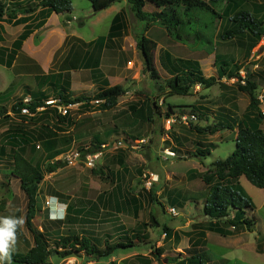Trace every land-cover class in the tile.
I'll return each mask as SVG.
<instances>
[{
	"label": "rangeland",
	"instance_id": "rangeland-1",
	"mask_svg": "<svg viewBox=\"0 0 264 264\" xmlns=\"http://www.w3.org/2000/svg\"><path fill=\"white\" fill-rule=\"evenodd\" d=\"M4 1L6 4H9L7 7V11H9L14 8V6H12L14 2H19L20 0ZM28 1L29 3H34V0ZM241 1L246 4L249 10L253 9L256 12L255 5H258L261 7V14H264V0ZM79 2L90 5L87 0H73L75 13H78L77 3ZM226 4L227 2L222 0L221 4L216 8L217 11L221 12L226 7ZM145 11L151 12L158 10H155L151 5H147ZM181 11L182 10H180V12ZM108 13L109 12H100L99 15L92 18L94 20L92 22V27L97 28L95 29L96 36L103 35L106 33L107 28L110 27V14L112 12ZM125 16H127L126 31L128 33L126 34L125 39L133 45L135 38L139 36L140 33L145 32L143 31L145 24L138 22L130 11H127V15ZM194 16L202 19L201 22H208L211 20L212 14H207L205 12L197 14L194 12ZM79 20L84 22L83 18H79ZM225 22L226 18H215L212 23V28L210 27L208 31H203V42L198 43V45H194V42L190 37H184L183 42H175L172 38L167 36L164 28L157 25L151 26L147 30V33L145 32V35L158 43L153 58L154 65L157 67L161 78V84L164 83L165 79H169L165 76L163 70L172 68L174 65L172 64L169 67H166V69L163 65L160 66L159 55L164 53V50H167L171 55H178L185 61L191 60L196 62L204 77L213 76L216 79L217 74L214 66V54L226 55L228 59H233V65H238L240 67L237 76L234 78L228 79L227 77H223L217 79L216 84L210 88L195 86L192 93L188 96L167 95L164 94L166 90L160 92L157 89L155 81L150 79L148 75H144V72L142 71L143 65L139 58L138 50H134L136 61L135 59H132L133 62L127 64L129 67L135 68L133 79H135L137 84L133 83L130 78H127L122 85L132 87L135 90H141L136 96L144 95V98H142L147 104L149 100L154 101L159 110H156L153 114L152 121L147 122L150 127V133L149 131L146 134L143 133L145 130L137 127L141 126L140 121H138L134 128L124 126L122 123L121 129L118 128V130L112 135L113 140H115L119 139L118 137L120 135L128 136L132 130L133 132L140 130L134 136L129 135V137L133 140H139L142 138L147 140L146 144L136 151L140 157L128 161V166H132V168L135 164L143 165L141 171L133 172L131 178L128 177L129 173L125 175L128 184L127 193L134 196L137 195L142 204L136 219L130 215L126 216V220L123 221L122 218H124V215L121 214L120 223L123 228H126V233L123 232L121 234V239H119V241L125 242V236H129L133 239L136 234L140 235V240L147 239L148 237L150 242H155L153 247L148 246V248L145 249L146 252H144V254H151L153 257L152 249L160 248L162 252L159 261L161 260L160 262L162 264H167V259L178 258L179 254L181 258L188 257V253L193 251L203 252V259L207 258V262H205L206 264H264V189H258L252 186L243 177L238 179L243 194L249 198L253 204V210H246L245 216L248 219L253 218L255 228L252 232H248L243 227L237 234L232 233L231 235L224 237L216 232L210 231V228L216 221L210 220L202 213V207L206 198V192H204L205 184L199 179L194 180L188 178L190 175L198 176L207 173V170L212 163L217 160H223L230 155L235 148L236 130L231 131L225 129L214 135H209L207 132L199 134L196 133L193 128L191 130H189V128H183L184 126L180 124L181 117L190 113L197 114L198 120L193 127L199 128L223 123V121L231 123L233 121L241 120L243 115L248 112L247 108L249 105V98L245 94L240 93L237 89L239 84L243 85L241 83L242 77L244 83L246 80H249L257 85V90L255 92L257 99L264 97V37L258 42L256 47L247 53V39L244 36L235 37L228 41L220 39V34L226 26ZM195 26L198 27V25H193L192 30ZM200 28L204 29L205 26ZM107 37L108 36L101 38L106 39ZM126 40H124V42L127 44ZM135 52L137 54H135ZM123 54L125 55L124 57H121L122 64L124 63V59H131V57H133L132 53H128L127 57V52L123 51ZM172 58L174 59V57ZM130 89L128 88V90ZM89 101H93V103ZM89 101L81 102L85 104V106L81 108L80 106L82 104L80 103L69 107L67 113L69 114L70 112L72 114L71 117L73 118V125H70L72 129L71 134H75L76 130L79 128L86 130L88 125L91 124L90 122L93 123V119L100 116L97 113L93 117L94 108H100V102L96 103V100ZM126 101L129 102L131 100L127 99ZM131 103L138 107L142 102L136 99ZM169 106L172 107L173 114L167 118L166 113ZM259 108L258 104L255 112L253 111L252 114L260 113ZM6 110L7 117L0 119V146L3 145L1 136L7 132L17 133L18 127H21L24 132L29 135V139L28 142L24 144L19 142L18 135H16V143L10 144V147L13 148V150L9 154L6 150L9 147L5 144V157H3V161L0 162V201L4 200L5 203L0 202V218L11 217L19 219L22 217L24 220L26 198L19 188V180L10 174L12 157L14 151H17L20 147L23 150L24 159L33 164L40 165L42 170L48 162L53 161L52 159H46L38 162V164L31 161L33 156L39 157L41 152L43 154V150L41 148L38 150L36 148L37 145L30 141L32 140L30 137L32 135L31 130L35 123L33 120L36 119L37 121H41L42 123L39 124L47 122L49 120L47 115L54 114L56 108L53 104H50L47 106L45 105V107L35 113H30L28 111L23 112V109L18 113H13L8 108ZM9 111L11 113H8ZM40 112H42L41 115L39 114ZM67 113L66 115H68ZM150 114L152 115V112H150ZM173 119H175L174 122H172ZM88 120L90 121L88 122ZM167 120H171V123L166 124ZM78 121H81L82 123L76 126ZM142 126L144 127L145 125ZM181 127L183 129H180ZM260 128L264 131V118L260 121ZM2 129L5 130L2 132ZM56 131L61 132L58 126ZM124 136L122 138L125 139ZM166 137H168V139ZM67 140L72 144L70 148L73 146L78 149L82 147L89 149L91 147V142H93V139H90L91 141L85 140L84 143L77 140ZM115 143L116 141L112 142L111 140L109 143L103 145L97 144L98 150H102V156L105 154V159H109L114 150L123 149H115L113 147ZM34 146L36 150L34 149ZM101 146L104 149H102ZM1 148L3 149V147ZM30 149L36 152L31 154ZM197 149H208L209 153L205 156H200L197 154ZM108 151H112V153ZM136 152L133 151L134 154H136ZM101 163L102 158L96 162V167L93 170L99 169L98 167ZM77 164L79 165V162ZM77 164L66 165L67 169L64 171L61 170L49 174L45 173L38 186L36 202L37 212L33 220V225L38 231L44 233L50 250L56 249V243L61 238L71 235L72 232L77 234L76 236L78 237L88 239L99 249L104 247V239L102 238V235L109 228L106 224L103 222H96L95 224H71L70 218L72 216H77L73 213V209L75 206L76 209H79L80 204L83 205L85 209V216L81 215V218H90L88 216L89 213L87 212L89 211V205L86 202L96 201L99 189H104L108 187V184H112L116 177V173L114 168H110L109 175L112 179L103 180L99 175L92 174L90 172L91 169L83 167V164L82 167L77 168ZM102 169L107 173L104 167ZM172 185L176 186L173 187V189H178L181 194H186V199L184 201L178 200L180 195L174 196L176 199L174 205L171 201H168V194L173 190L171 188ZM150 191L154 196L153 201L151 199H144ZM55 195H60L66 201L71 202L72 210L70 214H67L65 220L63 219L64 216L59 217L61 215L59 212L61 202L57 201L58 199L55 197H52ZM193 199H199L200 201H195ZM47 201L49 202L48 206L46 205ZM172 205L174 207H172ZM171 209H174V212L171 211ZM60 211H62V209ZM48 216L52 218L49 221L51 222V225L46 227L44 224L46 223L45 219H47ZM152 216L159 221L160 225H166L171 229L168 236L161 231L160 226L156 227L154 224L150 223ZM93 218L94 217L91 219ZM218 223H220L221 228L224 230H233V228L225 223L224 220L217 222V224ZM88 226H94L96 228V230H93L94 232L91 231L93 232L91 236L87 234L88 237H86L82 235L84 234L82 231L78 232V228L83 227L84 229H87ZM40 227L42 228V231ZM68 229L72 230V232L69 233ZM99 231L100 233H98ZM19 233H22V235ZM176 236H179V242L173 245L172 239ZM16 237V244L11 251V256L13 253L25 255L31 249L28 248L31 236L26 230L24 224L17 227ZM160 239H162V244L156 247V242ZM140 240H134L135 245L143 244L142 240ZM107 241L109 244H112L109 240ZM201 241L203 243L202 245ZM188 242L190 247L187 253L184 251L187 250ZM191 242L194 246L191 245ZM134 247L131 248V250H133ZM128 250L130 249L116 250L114 251L115 255L109 258H98L95 255H86L82 251L78 253L73 252L71 254V259L74 264H123V260L126 259L125 253ZM153 253L155 255L156 251ZM153 259H155V257H153ZM66 262H62L60 257L53 254L50 257L48 264H66ZM154 263L159 264L158 262ZM2 264H8V261H4ZM11 264L15 263L11 261Z\"/></svg>",
	"mask_w": 264,
	"mask_h": 264
},
{
	"label": "trees",
	"instance_id": "trees-1",
	"mask_svg": "<svg viewBox=\"0 0 264 264\" xmlns=\"http://www.w3.org/2000/svg\"><path fill=\"white\" fill-rule=\"evenodd\" d=\"M87 1L91 5L92 13L96 14L108 8L112 4L120 2L121 0ZM125 1L127 3L128 10L131 12L133 17L138 22L145 24L143 31L147 32L151 26H160L165 29L167 36L172 38L175 42H183L184 37H190V39L192 38L194 42L193 44L198 45V43L203 42V31H208L210 27L212 28V23L215 18H226V26L220 34V39L228 41L235 37L244 36L247 39V53L256 47L258 42L264 37V14H261L260 12L261 7L255 5L257 12L253 9L249 10L246 4L241 0H224L227 4L221 12L217 11L216 8L221 4L222 0ZM147 5L153 6V8L158 11H145ZM8 6L9 4H6L4 0H0V21L5 16L15 17L17 14L31 12L38 7L48 12L64 14L67 21L72 20L69 16L72 11V0H37L36 3H30L29 7L24 8L19 12L16 10L7 11ZM12 6H14V4ZM180 10L182 11L180 12ZM194 12L197 14H201L203 12L212 14L211 20L208 22H201L202 19L194 16ZM20 20L21 19L16 20L14 24ZM78 25L82 26L83 21L79 20ZM193 25H198V27L195 26L192 30ZM202 26H205V28H200ZM117 29L120 30V28L116 27L113 22L110 34H113V32ZM145 32L140 33L139 36L135 38L136 49L140 54L143 64L142 70L150 79L155 81L157 89L160 92L166 90L164 94L188 96L192 93L195 86L210 88L216 84L217 79H221L223 77L231 79L238 74L240 67L238 65H233V59H228L226 55L214 54V66L217 74L216 79L213 76L204 77L196 62L191 60L185 61L183 59H173L171 54L168 51H165L164 53L167 62L170 65H174L172 67L173 70H171L170 73L168 72L171 77L169 79H165L164 83L161 84V78L155 68L153 58L157 45L152 39L145 35ZM26 36L27 33L22 34L15 46L19 47ZM237 89L240 93L245 94L249 98V105L247 108L248 112L243 115L241 120L233 121L231 123L223 121V123L212 124L205 128L193 127L190 125L191 129L193 128V130L199 134L207 132L209 135H214L215 133L222 132L225 129L231 131L236 130L235 148L233 152L225 159L217 160L212 163L207 170V173L198 176L194 175L193 177V179H199L202 181L207 187L202 213L210 220L216 221L210 228V231L216 232L224 237L231 235L232 233L237 234L243 227L248 232H252L255 228L253 218L248 219L245 216L246 210H253V204L251 200L243 194L242 188L239 186L238 179L243 177L252 186L258 189H264V131L260 128V121L264 117H262L260 113L252 114L253 111L255 112L258 105V100L255 94L257 85L253 81L246 80L243 85L239 84ZM125 93L126 89L123 88V86L114 85L102 89L90 98L77 96L72 99H65L61 96L60 104L66 106L68 104L96 100L102 101L103 109H111L117 104L118 99ZM44 102L45 100L32 103H23L22 101H19L15 103L10 110L13 113H18L21 109H27L30 113H35L38 108L45 107ZM146 106H149V117H146V119H143V117H145L144 108L141 110L134 108L130 109L132 112L131 114L136 117L137 121H140V123L151 122L153 114L156 110H159L154 101L149 100ZM171 108L172 107L169 106L166 113L167 118L173 114ZM6 112V108L0 106V118L7 117ZM150 112H152V115ZM16 135H18L19 142L24 144L28 142L29 135L25 133L21 127H18ZM132 141L133 139H131V142ZM49 144L53 145V142L50 141ZM79 150L83 153V155L85 153H94L98 150V145L93 143L89 149L84 150V147H82L79 148ZM208 153V149H197V154L200 156H205ZM64 166H66L64 161L57 160L48 162L42 170L40 165L33 164L24 159L23 151L22 149L20 150V147L14 152L10 174L19 180V188L24 193L26 198L24 226L32 237L33 247L25 255L13 253L11 256V261L13 263L48 264L50 257L53 254L61 259H64L71 257L73 252L78 253L81 251L86 255H95L98 258H109L113 256L114 251L119 249H131L135 246L134 240H140L139 235L135 236L133 239L129 236H125V242L118 241L116 243L109 244L108 241H105L104 247L99 249L88 239L71 235L61 238L56 243L57 248L50 250L44 233L38 231L33 225V220L37 212V192L39 183L42 181L45 173H53L57 169ZM105 169L107 173L101 167L97 170H91V172L94 175H99L103 180L112 179L109 175V168L107 167ZM144 199H151L153 201V193L150 191ZM133 201L135 202L133 205L141 203L138 202L140 199ZM66 210H69V206H67ZM139 210L140 208L137 209V211ZM66 218L67 214H65L63 219L65 220ZM222 220L232 227L233 230L229 231L221 228L220 223L217 224V222ZM150 223L154 224L156 227L160 226L161 231L165 233L166 236H168L171 232L170 228L166 225H160L159 221L153 216L151 217ZM142 243L150 247L154 246L148 240V237L147 239H143ZM58 248H61V251H58ZM154 251H156V256L153 253ZM161 252L162 250L160 248L152 249L153 257H155L159 264L161 263V260L159 261ZM188 254L189 256L185 258H181L179 254L178 258L167 259V264H206L205 262H207V258L203 259V252L193 251Z\"/></svg>",
	"mask_w": 264,
	"mask_h": 264
},
{
	"label": "crops",
	"instance_id": "crops-1",
	"mask_svg": "<svg viewBox=\"0 0 264 264\" xmlns=\"http://www.w3.org/2000/svg\"><path fill=\"white\" fill-rule=\"evenodd\" d=\"M33 2L36 3L37 0H34ZM29 4L28 0L14 2V8L12 10L19 12L24 8L29 7ZM77 7L78 13H75L72 0V11L69 14L72 18L71 21H67L64 14L48 12L40 7L31 12L17 14L15 17L5 16L0 21V106L10 109L19 101H22L23 103L41 102L53 98L60 99L61 96L65 99H71L77 96L90 98L102 89L114 85H121L126 89V93L118 99L117 104L113 108L103 109L102 101L100 102V108L95 109L93 107V117L97 113L100 116L93 119V123L90 122L91 124L88 125L86 130L79 128L76 130L75 134H71L72 129L70 125H73V118L71 117L72 114L70 112L69 114L67 113L68 115L63 116L55 111L54 114L47 115L49 120L43 124H39L42 122L34 119L33 122L35 123L31 130L32 135L30 137L32 140L30 141L34 142L39 147L38 150H40V148L43 150V154L41 152L39 157L33 156V159H31V161H34L37 164L46 159L63 161L62 158L64 154L74 148L73 146L70 148L72 144L69 143L67 139H71L72 141L77 140L81 143H84L85 140L93 139L91 144L94 143L101 145L109 143L111 140L112 142L122 140L126 143L130 138L129 135L134 136L140 130L135 132L132 130L128 136L120 135L118 137L119 139L115 140H113L112 135L118 130V128L121 129L122 123L124 126L132 128L138 123L137 118L131 114L130 109L134 108L141 110L144 108L145 117H143V119L149 117V106H146L147 102L143 100L144 95L136 96L141 90H135L132 87L122 85L127 78H130L133 83H136L135 79H133L135 68H131L127 65L129 62H133L132 59H135L134 50L137 49L136 42L132 45L125 39L126 34H128L126 31L127 16L125 15H127V11H129L126 1L121 0L120 2L112 4L108 8L100 11L102 13L112 12L110 14V27H108L106 33L101 36H96L95 29L97 28L92 27V22L94 21L92 18L99 15L100 12L93 14L91 5H86V3L82 4L79 2L77 3ZM79 18L84 19L82 26L78 25ZM19 19L21 20L14 24V22ZM113 22L116 27H119L120 30H122L120 31L117 29L113 34H110ZM24 33H27L26 38L21 42L19 47H16L15 44L18 42L19 37ZM106 36H108V39L101 38ZM124 40H126L127 44ZM155 43L158 47V43ZM123 51L127 52L126 57L128 56V53H132L133 57H131V59H124V63L122 64L121 57H124L125 55L123 54ZM165 51L167 50H164V52ZM135 54L137 53L135 52ZM138 55L141 60L139 52ZM171 56L174 57V59H182L178 55ZM159 63L160 66L163 65L165 69L170 66L165 58V53L159 55ZM155 68L157 69L156 66ZM168 70H163V72L165 76L170 78L171 75L168 74V72L170 73L173 69L168 68ZM128 88L131 89L128 90ZM127 99L131 101L127 102ZM136 99L142 102L138 107L131 103ZM89 102L93 103V101ZM80 104H82L80 108L85 106L83 103ZM41 108H38L36 111H40ZM8 113L11 112L9 111ZM39 114L41 115L42 112ZM89 121L90 120H88V122ZM81 123V121H78L76 126ZM142 125L145 126L143 127ZM57 126L61 132L56 131ZM137 127L139 129L143 128L145 130L143 133L145 134L148 131L150 133V127L147 122L141 123V126ZM183 128L187 129L186 126ZM183 128L181 127L180 129ZM3 130L5 129H2V132ZM15 136L16 133L12 132L4 133V135L1 136L3 145L0 146V162L3 161L2 158L5 157L6 150L8 154L12 152L13 148L10 147V144L16 143ZM123 136L125 139L122 138ZM166 138L168 139V137ZM50 141L53 142V145L49 144ZM5 144L9 147L6 150ZM35 146L34 149L36 150ZM1 147H3V149ZM124 149L126 148L123 147V149L114 150L113 153L112 151H108L112 153L109 159H105V154L100 157L102 158V163L99 167H108L109 169L114 168L116 173V175L115 173L114 175L116 177L112 184H108V187L101 190L98 187L99 191L97 192L98 195L96 196V201L86 202L89 205V211L87 212L89 213L88 216L90 218H81V215L85 216V209L81 204L79 209H76V206L73 209V213L77 216H72L70 218L71 224H95L96 222H103L109 228L102 235V238L104 239V242L109 240L112 244L121 239L120 237L123 232L126 233V228H123L120 223L121 214L124 215V218H122L123 221L126 220V216L130 215L136 219L140 212V210L137 211V209L141 208V203L133 205L135 203L133 200H139V197L127 193L128 184L125 175L129 173L128 177L131 178L133 172L141 171L143 165L135 164L133 168L132 166H128V161L140 156L137 154L138 152L134 154L133 151L131 152L129 149ZM30 152L32 154L36 151L30 149ZM78 167H82V163H79V165L77 164V168ZM66 169L67 167L64 166L56 171H64ZM193 177L194 175L188 176V178L192 179ZM173 187L176 186L172 185L171 188L173 189ZM204 192L207 193V187L205 185ZM176 195H180L178 200L184 201L186 199V194H181L180 190L173 189L171 193L168 194V201H171L173 205L176 202V199L174 198ZM52 197H55L58 199L57 201L61 202L59 207L61 215L59 217L65 216V214H70L72 210L70 201H66L60 195ZM193 200L198 201L199 199ZM0 202L5 203L4 200H1ZM173 205L172 207H174ZM67 206H69V210H66ZM61 209L62 211H60ZM92 217L94 218L91 219ZM51 219L52 218L49 216L45 219L46 223L44 225H46V227L51 225V222H49ZM78 229V232L82 231L84 233L82 235L86 237H88L87 234L91 236L94 232L93 230H96L94 226H88L87 229H84L83 227ZM68 232L71 233L72 230L68 229ZM98 233H100V231ZM19 234L22 235V233ZM71 235L77 234L72 232ZM135 236H138V234ZM29 241L28 248H32V237H30ZM172 241L173 245L178 243L179 236L173 237ZM154 242L155 241H152L151 243L154 244ZM161 244L162 239L156 242V247ZM202 244L201 241V245ZM191 245H193L192 242ZM135 247L139 248H134L133 250L130 249L125 253L126 259L123 260V264H155L154 262H157L153 259L151 254H144L148 245L136 244ZM189 247L188 242L187 250L184 252L188 253ZM113 255H115V252ZM61 260L62 262H72L71 257Z\"/></svg>",
	"mask_w": 264,
	"mask_h": 264
},
{
	"label": "built area",
	"instance_id": "built-area-1",
	"mask_svg": "<svg viewBox=\"0 0 264 264\" xmlns=\"http://www.w3.org/2000/svg\"><path fill=\"white\" fill-rule=\"evenodd\" d=\"M241 83L244 84L243 81V77L241 79ZM258 100V104H259V110L262 116H264V97H260ZM96 103L98 101H95ZM53 104V106H55L56 111L62 115H66L67 111L69 110V107L75 105V104H68L66 106L60 104V99H50L48 101L45 102V105H50ZM28 111L27 109H23V112ZM29 112V111H28ZM198 120V115L195 113H190L188 115L182 116L181 120H180V124L183 126H186L187 128L191 129L190 125H194L196 124L195 122H197ZM171 120H167L166 124L171 123ZM175 119L172 120V122H174ZM147 140L146 139H135L132 142L129 140H127L126 143H124L122 140H117L116 143L113 145V147L115 149L117 148H128L129 150L134 151H138L141 146H143L144 144H146ZM37 149H39L38 146H36ZM102 149H104L101 146ZM88 148H84V150H87ZM102 156V150H97L94 153H85L83 155V153L78 149V148H73L70 149L68 152H66L62 158V160L66 163V165H76L78 162L82 163L84 165L85 168L87 169H94L96 167V162L99 160V158ZM150 184V183H149ZM49 202L47 201L46 205L48 206ZM171 211L174 212V209H171ZM58 251H61V248L57 249ZM66 264H74L72 262H66Z\"/></svg>",
	"mask_w": 264,
	"mask_h": 264
},
{
	"label": "clouds",
	"instance_id": "clouds-1",
	"mask_svg": "<svg viewBox=\"0 0 264 264\" xmlns=\"http://www.w3.org/2000/svg\"><path fill=\"white\" fill-rule=\"evenodd\" d=\"M23 224L24 220L22 217L19 219L11 217L0 218V264L4 261H8V264H11V251L14 249L17 240L16 230L18 226Z\"/></svg>",
	"mask_w": 264,
	"mask_h": 264
}]
</instances>
